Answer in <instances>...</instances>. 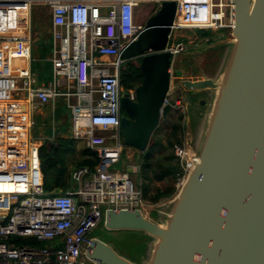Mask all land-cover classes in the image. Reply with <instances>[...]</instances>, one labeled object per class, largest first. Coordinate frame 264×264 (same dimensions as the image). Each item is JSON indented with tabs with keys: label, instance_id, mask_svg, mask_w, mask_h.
<instances>
[{
	"label": "built area",
	"instance_id": "built-area-1",
	"mask_svg": "<svg viewBox=\"0 0 264 264\" xmlns=\"http://www.w3.org/2000/svg\"><path fill=\"white\" fill-rule=\"evenodd\" d=\"M161 0H0V41L11 44L9 68L0 48V264H77L90 230L102 217L100 206L112 210H140V189L126 168L109 169L118 162L121 144L108 142L96 129L119 133L122 89L119 56L122 46L141 27L135 21L139 2ZM175 12L165 49L170 56L183 49L172 32L183 28L221 29L231 26L230 0H174ZM45 7L49 14L51 79L35 84L31 58L30 12ZM205 8V11H203ZM190 15L201 23L180 25ZM144 51L141 55L150 52ZM62 97L69 113L70 136L94 150L97 161L71 172L81 181L71 192L43 188L37 146L29 137L30 112L39 104ZM178 107V99L165 94L162 104ZM172 152L179 171V188L196 161L181 144ZM83 178L81 179V177ZM45 241L38 246L26 239Z\"/></svg>",
	"mask_w": 264,
	"mask_h": 264
},
{
	"label": "water",
	"instance_id": "water-1",
	"mask_svg": "<svg viewBox=\"0 0 264 264\" xmlns=\"http://www.w3.org/2000/svg\"><path fill=\"white\" fill-rule=\"evenodd\" d=\"M230 3L233 42L220 77L177 81L190 90L213 89L214 95L196 161L165 225L138 208L103 213L108 229L141 230L156 239L144 264H264V0ZM174 12V0H161L119 51L123 60L139 59L142 77L131 86L133 97L124 91L119 98L122 141L139 150L172 108L162 100L169 89L165 46ZM55 143L47 140V146ZM82 255L94 264H136L95 236Z\"/></svg>",
	"mask_w": 264,
	"mask_h": 264
},
{
	"label": "rangeland",
	"instance_id": "rangeland-1",
	"mask_svg": "<svg viewBox=\"0 0 264 264\" xmlns=\"http://www.w3.org/2000/svg\"><path fill=\"white\" fill-rule=\"evenodd\" d=\"M157 8V3L153 1L139 2L135 7V21L143 24L144 20L151 15ZM205 11V8L204 10ZM201 17L190 15L183 20H179L180 25H193L201 23ZM30 31H31V56L30 67L38 75V82H47L51 79V65L48 59L50 52L49 41V14L45 7L40 5L33 6L30 12ZM174 38L183 43V49L171 57L170 77H169V96H177L178 107L174 113H171L169 121L164 124L162 119L158 122L160 130L161 148L158 152L159 166L165 169L168 163L173 160L171 147L174 144L183 145L188 154L196 155L200 143L208 124L213 89L203 88L194 93L177 84L179 79H192L208 77L216 80L227 61L229 51L233 42V36L230 28L221 29H198L183 28L172 32ZM123 63L120 65L122 68ZM122 87V86H121ZM178 88V92L176 90ZM123 89V88H122ZM187 97L189 103L182 102ZM203 99L199 104L198 100ZM68 111L62 105H56L52 113V105H44L39 109V113L31 121L30 137L37 144V154L39 148L43 146L42 138L55 134L57 146L54 145L48 155H51L53 162L47 160L44 153V180L50 192H57L55 182L58 179L57 171L64 170L69 174L77 167L76 162L80 160V150L85 148L81 139H75L70 136V122L65 119L64 113ZM172 111V110H171ZM170 113V112H169ZM163 125V126H162ZM54 129V130H53ZM104 135V132L101 133ZM53 136V135H52ZM46 150V149H45ZM138 151H133V156L129 162L134 166V172H128V176L133 185L139 188V185H147L146 196H142L143 205L140 208L141 215L148 220L165 225L168 215V208L173 201L177 189L168 194H159L156 200L152 198L157 190L165 192L170 189L171 182L169 178L163 181H147L139 174L137 165L140 161ZM126 156L123 149L118 162L109 166V169L125 168ZM137 164V165H136ZM83 176L81 177V179ZM141 191V189H140ZM104 206H100L103 214ZM102 218L90 230V235L104 241L119 255L136 264H144L151 253L156 239L141 230L135 229H108L102 224ZM77 264H93L91 261L80 256Z\"/></svg>",
	"mask_w": 264,
	"mask_h": 264
},
{
	"label": "trees",
	"instance_id": "trees-1",
	"mask_svg": "<svg viewBox=\"0 0 264 264\" xmlns=\"http://www.w3.org/2000/svg\"><path fill=\"white\" fill-rule=\"evenodd\" d=\"M33 8V7H32ZM32 10V9H31ZM138 58L137 59H132V60H124L122 68H119V81L120 85L124 90L130 88L134 83H139L141 80V72L138 68ZM177 108H171L172 111L167 114L165 118L162 119L163 121V128L166 125V121H169V117L171 116V113H174ZM160 130L157 127L153 130L150 141L147 144L146 148L143 149V151L140 152L139 154V163H138V172L140 175L143 176V179H146L148 182L149 181H163L166 178H169L170 180V189L166 190L165 192H162L160 189L156 191V195L152 198V200H156V197L159 194H168L172 190H175V180H176V173L179 171L177 159L174 156L173 152V160L167 164L165 169L160 168L159 166V159L157 158L158 152L161 148V139L162 136L160 135ZM56 141V140H55ZM56 144V143H55ZM43 146L39 148L38 152V158H39V165H40V170L42 173V180H43V188L45 190H48L47 185L44 180L45 176V171H44V160L43 158L44 153L47 155V160L54 163L52 158L50 157L51 155H48L47 152H49L51 149H53L54 144H50L47 146V140H44ZM57 146V145H55ZM46 149V150H45ZM172 149V147H171ZM82 154L86 155V157L81 158L79 161L76 162L77 167L81 166H86L88 169H92L93 166L95 165L97 161V155L94 150L88 149L87 147L83 148L81 150ZM76 167V168H77ZM64 172V170L57 171L58 179L55 182V185L59 183L61 179V175ZM139 189H141V194L146 196V189L147 185L145 183H142L139 185ZM27 241L31 242L32 244L41 246L46 244L45 241H37L34 239H26Z\"/></svg>",
	"mask_w": 264,
	"mask_h": 264
},
{
	"label": "crops",
	"instance_id": "crops-1",
	"mask_svg": "<svg viewBox=\"0 0 264 264\" xmlns=\"http://www.w3.org/2000/svg\"><path fill=\"white\" fill-rule=\"evenodd\" d=\"M178 22H182V21H178ZM0 48H2V50H3V52H4V59L6 60V62H7V66H8V68H9V66H10V64H12L13 62L10 60V56H9V52H10V48H11V44L9 43V42H3V41H0ZM30 54H31V48H30ZM47 56H49V54L47 55ZM31 58H32V56H31ZM31 61V60H30ZM29 68H30V70H31V73L33 74V77H34V83L35 84H40V83H44L43 81L42 82H38V75H37V73L35 72V71H33L32 69H31V67H30V63H29ZM169 75H170V70H169ZM192 79H197V77H195V78H192ZM181 86V85H180ZM183 87V86H182ZM186 89V88H185ZM176 90H178V88H176ZM187 90H190V89H187ZM190 91H193L194 93H196V92H198V91H200V89H198V90H190ZM171 97L172 98H176L177 96H172L171 95ZM62 105V104H64V101H63V99H62V97H56V98H54L53 100H50V101H48V102H45V103H43V104H39V105H37L36 107H34L32 110H31V112H30V119H31V121H32V119H33V117H35L39 112V109L42 107V106H46V105H52V113H53V111H54V108H55V106L56 105ZM64 106H65V104H64ZM67 114H68V111H66L65 113H64V115H65V119H66V121L67 122H70V119H68V117H67ZM31 128V127H30ZM54 130V129H53ZM95 132L96 133H98V134H101L102 132H104V135L103 136H106V138H107V141L108 142H113V141H115V140H117V141H119L120 142V144H121V152H122V150L124 149L125 150V156H126V161L127 162H125V168L128 170V172H134V166L132 165V163H130L129 162V160H130V157H132L133 156V151L135 150V151H138L137 153L138 154H140V152L141 151H143V150H139V149H137V148H135V147H133V146H131V145H128V144H125V143H123V141H122V137H121V135H120V132L118 133V136H116V138H111V137H109V135H110V131L109 130H101V129H96L95 130ZM28 134H29V137H30V129H29V132H28ZM53 135V136H52ZM51 135V137H53V139H55V140H58L57 139V137L58 136H56L55 134H52ZM102 135V134H101ZM50 136H48V137H46V138H42V141H44V140H48V138H49ZM31 138V137H30ZM34 142V141H33ZM36 146H38L37 144H36ZM82 150V149H81ZM81 150H80V159L81 158H83V157H86V155H84V154H82V152H81ZM121 154V153H120ZM120 158V157H119ZM137 165V164H136ZM86 167V166H85ZM137 169H138V165H137ZM90 170V169H89ZM80 185H81V181H79V180H74V179H72L71 178V173L69 174L68 172H63L62 173V175H61V179H60V181H59V183H57L56 185H55V187L57 188V192H66V191H71V192H73V191H75V190H77L79 187H80ZM138 186V185H137ZM84 257V256H83ZM91 263H93V262H91ZM94 264V263H93Z\"/></svg>",
	"mask_w": 264,
	"mask_h": 264
},
{
	"label": "flooded vegetation",
	"instance_id": "flooded-vegetation-1",
	"mask_svg": "<svg viewBox=\"0 0 264 264\" xmlns=\"http://www.w3.org/2000/svg\"><path fill=\"white\" fill-rule=\"evenodd\" d=\"M177 92H178V90H177ZM182 102H185L186 104H188L189 103V99L187 97H185V98L182 99Z\"/></svg>",
	"mask_w": 264,
	"mask_h": 264
}]
</instances>
